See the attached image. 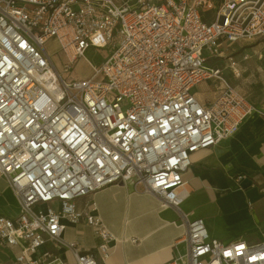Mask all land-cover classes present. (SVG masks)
I'll return each instance as SVG.
<instances>
[{
    "label": "built area",
    "instance_id": "obj_1",
    "mask_svg": "<svg viewBox=\"0 0 264 264\" xmlns=\"http://www.w3.org/2000/svg\"><path fill=\"white\" fill-rule=\"evenodd\" d=\"M261 38L264 0H0V174L19 203L15 217L0 214V245L24 243L17 264H103L114 236L75 199L117 182L179 210L191 154L264 115L209 61ZM89 47L102 61L77 77ZM206 79L222 84L201 103L192 89ZM181 216L182 249L160 264H264V241L223 242ZM80 220L94 251L61 238Z\"/></svg>",
    "mask_w": 264,
    "mask_h": 264
},
{
    "label": "crops",
    "instance_id": "obj_2",
    "mask_svg": "<svg viewBox=\"0 0 264 264\" xmlns=\"http://www.w3.org/2000/svg\"><path fill=\"white\" fill-rule=\"evenodd\" d=\"M90 73L91 69L77 77ZM214 80L206 79L193 87L201 103L219 93L221 85L205 93V86ZM250 115L230 137L191 154L190 165L182 174L186 195L179 210L161 206L159 196L143 191L133 180L112 183L75 199L78 210L98 216L114 236L103 264L170 260L182 249V244L174 246L186 229L181 213L188 220L201 218L209 236L223 242L264 241V121ZM18 213L17 197L0 174V214L15 217ZM61 238L78 242L83 251H94L99 242L84 220L65 221ZM23 245H0V264H17L15 257Z\"/></svg>",
    "mask_w": 264,
    "mask_h": 264
},
{
    "label": "rangeland",
    "instance_id": "obj_3",
    "mask_svg": "<svg viewBox=\"0 0 264 264\" xmlns=\"http://www.w3.org/2000/svg\"><path fill=\"white\" fill-rule=\"evenodd\" d=\"M46 46L51 53L56 54L55 58L60 57L57 46L53 41L48 42ZM101 55L102 50L89 47L84 53L85 59L82 58L76 62L74 69L76 76H82L84 73L89 72L92 64L98 66L102 61ZM229 55L233 56L238 64L239 76H235L227 66ZM209 64L217 66L223 79L244 93L256 106L264 102V38L256 39L250 43L238 42L231 44L223 50L222 57L211 59ZM210 84L205 86V93L207 94L210 87L212 93L216 87H220L222 82L217 79L211 81ZM254 115L264 121V115L257 111Z\"/></svg>",
    "mask_w": 264,
    "mask_h": 264
},
{
    "label": "bare ground",
    "instance_id": "obj_4",
    "mask_svg": "<svg viewBox=\"0 0 264 264\" xmlns=\"http://www.w3.org/2000/svg\"><path fill=\"white\" fill-rule=\"evenodd\" d=\"M251 113H255V111H252Z\"/></svg>",
    "mask_w": 264,
    "mask_h": 264
}]
</instances>
